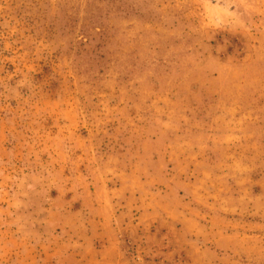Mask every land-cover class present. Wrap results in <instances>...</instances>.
<instances>
[{
    "label": "rangeland",
    "instance_id": "1",
    "mask_svg": "<svg viewBox=\"0 0 264 264\" xmlns=\"http://www.w3.org/2000/svg\"><path fill=\"white\" fill-rule=\"evenodd\" d=\"M0 264H264V0H0Z\"/></svg>",
    "mask_w": 264,
    "mask_h": 264
}]
</instances>
